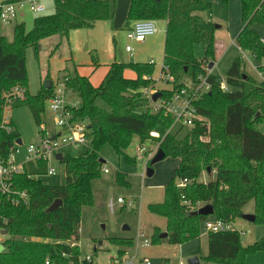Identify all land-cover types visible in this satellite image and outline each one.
<instances>
[{
	"label": "trees",
	"instance_id": "16d2710c",
	"mask_svg": "<svg viewBox=\"0 0 264 264\" xmlns=\"http://www.w3.org/2000/svg\"><path fill=\"white\" fill-rule=\"evenodd\" d=\"M115 2L54 0L55 11L35 17L31 29L26 30L20 22L14 25L10 41L0 35V117L2 93L20 85L25 88L26 97L13 107L30 105L39 119L45 100L53 94V84L45 87L43 83L36 94H29L26 50L31 47L37 54L45 37L54 34L67 37L72 29L90 28L97 21L112 20ZM211 5L212 0H131L123 25L128 30L134 20H165L161 73L172 77V86L162 89V97L168 98L172 91L187 84L194 85L200 74H207L210 83L209 91L196 103L202 120H196L182 138L169 132L153 138L165 157L178 159L172 178L164 185L162 201L147 205L149 212L166 222V237H160L159 227L153 228L151 241L155 244L166 240L179 245L198 238L201 225L209 216L193 212L206 204L213 207L214 219L230 222L240 218L243 208L252 202L254 222L264 225V134L256 129L257 124L264 122V65L257 67L262 77L255 80L245 74L243 58L237 56L226 71L225 82L230 90L220 88L221 78L208 72V65L214 64L217 54L215 23L208 16ZM240 20L242 26L235 37L237 46L261 59L264 44L252 26H264V0H240ZM198 43L204 47L201 57L194 52ZM95 62L94 68L98 66ZM128 69L135 77L125 75ZM152 73L153 63L113 61L96 86L88 76L68 74L66 90L72 98L80 100L74 116L88 121L89 142L79 154L62 156L64 176L60 184L49 185L36 177L45 172L43 161L28 163L25 171L17 175V185L27 190L29 201L26 205L4 202L0 206V214L6 218L3 228L8 232L0 264H44L45 260L69 264L70 260H77L80 251L75 242L79 239L81 209L94 204L91 182L101 174V146L109 144L124 155L133 135L143 143L152 138L150 132L169 130L174 123L172 116L163 110H150L148 98L141 90L153 87ZM97 99L107 109L98 106ZM18 138L16 128L10 133L0 129L1 150L9 151ZM203 171H213L214 177L207 182L198 181ZM184 178L188 180L186 185L177 187V181ZM117 181L127 183L122 174H118ZM56 199L61 200V205L47 212ZM107 239L119 247L118 256L134 245L131 238ZM258 250H264V236L243 247L235 229L207 232V253L200 258L207 264H243L248 252ZM194 253L199 254V249Z\"/></svg>",
	"mask_w": 264,
	"mask_h": 264
},
{
	"label": "rangeland",
	"instance_id": "374dc122",
	"mask_svg": "<svg viewBox=\"0 0 264 264\" xmlns=\"http://www.w3.org/2000/svg\"><path fill=\"white\" fill-rule=\"evenodd\" d=\"M38 1L45 6L44 11L34 13L25 5L18 11V15L11 23L7 25L0 23V35L5 36L10 41L13 36V27L16 23L22 22L25 29L29 30L32 28L35 17L49 15L55 11L54 0ZM210 12L212 22L219 25L220 28H216L214 34L217 54L213 67L208 69L209 72L225 80L227 69L234 58L240 55L243 58L245 74L250 75L255 80H260L261 74L257 67L264 63V57L259 60L256 59L250 52L239 50L235 42V37L241 24L240 0H227L226 3L223 0H212ZM154 22L157 29V34H154L158 38V44L151 51L140 49L141 42L128 40L126 38V30L123 27L114 29L112 20L97 21L90 28L72 29L68 32L67 37L54 34L43 38L39 43L37 54L31 47L26 50L27 88L29 94H36L40 85L47 79L55 81L63 74H73V63L83 68L81 72L89 70L90 82H97L98 85L104 74L105 63L114 60L148 62L150 58L154 59L152 73L154 85L153 87L147 86V89L141 90H144L147 97V95L152 93L149 88L155 90L153 91L154 93L170 87L171 83L167 84L162 81L164 77L161 73L163 50L159 44V38L164 30V22H161V20ZM252 27L264 44V26L254 24ZM126 43L132 46L134 56L130 57L124 53ZM219 44L223 47L222 49ZM194 52L197 57H201L204 53L203 45L200 43L196 44ZM92 60H98L101 63L93 72L89 66ZM96 104L107 109L106 104L101 99H97ZM148 105L150 110H152L154 105L149 98ZM11 118L14 127L20 134L21 140V144L18 147L19 151L15 154L16 163H21L24 160L29 143H39L42 127L49 133L56 130L48 99L44 102V109L40 113L39 119L35 116L31 106L27 104L12 107ZM256 129L264 134V122L257 124ZM187 130L188 127L182 125L181 121H174L169 130L161 128L157 131L160 137L169 132L176 134L178 138H182ZM153 138L146 139L141 143L139 137L133 135L130 144L124 150V155L118 154L109 144H104L100 148L99 155L103 160L102 167H106L108 172L101 171L100 176L91 182L94 204L93 206L85 205L82 207L79 239L75 242L79 246L80 255H90L94 264H105L110 258L117 257L119 247L111 244L107 239L108 237L132 238L135 245L127 250L122 259L132 256L136 250L138 232H143L144 235L142 237H146L150 242L148 245L137 248V257H148L150 264H162L164 259L168 260V264H187V259L182 253L184 247L168 243L166 240L156 244L151 241L154 226H163L165 220L149 212L147 205L162 201L164 185L172 178L178 163V159L166 156L151 166L153 174L148 176L146 174L148 163L159 149V142ZM86 146L79 145L75 147L66 145L61 148V151L64 154L77 155L84 151ZM140 147L143 148V151L139 150ZM149 153L152 154L151 157ZM54 164L57 167V172L54 175H42L39 177L41 181L49 185L60 184L64 176L60 162L57 161ZM118 174H122L127 183L118 182ZM212 176L207 171H203L198 181H209ZM119 197L124 199L125 204L116 202ZM110 201H114L112 211L109 208ZM129 202H131V206L128 205ZM252 209L253 203L249 202L243 208V212L251 213ZM208 220H213V216L209 215ZM233 224L236 230L245 231V234L240 236L243 247L260 240L264 236V225L261 223L248 222L242 218H237L233 220ZM201 235L203 237L200 239L195 238L184 244L186 245V243L190 242L188 245H195L196 250L199 249L201 255H206L207 232H205L203 224L200 228ZM3 236L5 237L6 235ZM200 264L207 263L201 260ZM243 264H264V250L248 252L244 257Z\"/></svg>",
	"mask_w": 264,
	"mask_h": 264
},
{
	"label": "built area",
	"instance_id": "2783aa9c",
	"mask_svg": "<svg viewBox=\"0 0 264 264\" xmlns=\"http://www.w3.org/2000/svg\"><path fill=\"white\" fill-rule=\"evenodd\" d=\"M25 5L29 7L34 13H40L45 10V6L38 0H17L10 2L7 0H0V23L9 24L16 18L18 11ZM156 32L155 22L149 19H142L134 21L131 28L126 30V38L136 42H144L147 37L153 35ZM125 51L132 56L134 54L132 46L127 43L124 47ZM149 63H153L151 59ZM209 72V70H208ZM162 81L167 84L171 83L172 77L170 75H163ZM68 78L67 74L57 78L53 83V94L48 99L49 109L53 114V122L56 127L52 133H49L44 127L40 130L39 143H29L26 148V155L21 163H16L15 154L19 151L21 142L17 140L13 141L10 145L9 151L3 152L0 148V206L4 202L14 206L26 205L29 201V194L27 190L20 189L17 185V175L22 174L25 171L28 163H37L43 161L46 165L45 172L38 174L36 177L42 175H54L57 172V167L54 163L60 160L56 159V154L61 152L63 146H79L87 145L88 138V121L86 119L77 118L74 116V110L79 106L80 100L78 98H72L67 90L65 82ZM172 84L168 88L171 89ZM220 88L223 91H229L230 87L225 80L220 81ZM147 89V88H142ZM152 93L155 90L149 88ZM210 83L207 81V74H200L197 77V82L194 85L187 84L180 87L177 90L172 91V94L168 98L161 96L155 101H152V111L156 112L163 110L165 114L172 116L174 121H181L182 125H186L188 128L192 127L196 120H202L203 117L197 112V101L201 96L209 91ZM144 92V90H142ZM145 93V92H144ZM151 94L147 95L151 99ZM26 97V90L20 85H15L10 89L2 93V105H1V117H0V129L6 133L12 132L15 127L11 118V110L13 104L16 101L24 100ZM150 135L154 138L159 137L156 131L150 132ZM143 151V148H139ZM151 157L152 154L149 153ZM101 171L108 172L106 167H102ZM188 180L186 178L177 181V187L182 188L186 185ZM184 198V197H183ZM117 203L125 204L124 199L117 198ZM186 203V201H184ZM131 206V202L128 203ZM109 208L112 211L114 208V201L109 202ZM6 223V218L0 214V244H3L4 236L1 234V230H4L3 225ZM205 232H218L224 230L235 229L233 221L224 222L219 219L205 220L203 222ZM238 231V230H237ZM239 235H244L245 231H238ZM143 232H138L136 240L135 253L127 259H122V256L110 258L105 264H150L148 257L137 258V248L149 244V240L146 237H142ZM74 244V243H73ZM4 245V244H3ZM135 245V242H134ZM5 249V246H4ZM4 249L2 251H4ZM68 256V255H64ZM93 263V259L90 255H79L77 260L73 259L69 261V264H89ZM44 264H51L49 260H45Z\"/></svg>",
	"mask_w": 264,
	"mask_h": 264
},
{
	"label": "water",
	"instance_id": "95a60500",
	"mask_svg": "<svg viewBox=\"0 0 264 264\" xmlns=\"http://www.w3.org/2000/svg\"><path fill=\"white\" fill-rule=\"evenodd\" d=\"M130 3L131 0H116L115 2V6H114V13H113V19H112V27L114 29H119L122 28L127 15H128V11H129V7H130ZM215 28H219V25L215 24ZM213 66V62H210L208 65V69H211ZM45 87H48L51 84L50 80H45ZM161 91H157L152 93L151 95V101L155 102L160 96H161ZM18 142H21L20 139H18ZM62 154L61 152L56 154V159L61 160L62 158ZM165 158V153L163 152L162 149H158L156 151V153L153 155V157L150 159L149 161V166L146 170V174L148 176H151L153 174V169L151 168V166L164 159ZM61 205V200L60 199H56L54 200L46 209L47 212H50L52 210L57 209L59 206ZM193 214H199V215H204V216H209L213 214V207L210 204H206L201 206L199 209H197L196 211L193 212ZM240 218L248 221V222H254L255 220V215L253 213H243L241 214ZM1 234L2 235H7L8 232L7 230H1ZM167 233L163 232L160 233V237H166ZM99 243H101V241H99ZM4 249V245L0 244V252ZM198 257L197 256H191L187 259V263L188 264H198Z\"/></svg>",
	"mask_w": 264,
	"mask_h": 264
},
{
	"label": "crops",
	"instance_id": "0c3cea01",
	"mask_svg": "<svg viewBox=\"0 0 264 264\" xmlns=\"http://www.w3.org/2000/svg\"><path fill=\"white\" fill-rule=\"evenodd\" d=\"M209 17H210V19H211V17H212V15L211 14H209L208 15ZM161 22H164V25H163V32H162V35H161V37L159 38V44L162 46V50H163V46H164V35H165V26H166V22H165V20H161ZM240 23H241V20H240ZM5 25H7V24H5ZM241 24H240V29H241ZM219 28H220V26H219ZM240 29H239V31H240ZM156 31H157V29H156ZM238 31V32H239ZM216 32V31H215ZM156 34H157V32H155ZM156 34H154L153 36H151V37H149L148 39L146 38V40L144 41V42H141L142 44H141V47H140V49H142L143 51H151V50H154V46H156L157 44H158V38L156 37ZM237 35V34H236ZM127 44V43H126ZM125 44V45H126ZM215 44H216V40H215ZM140 46V45H139ZM219 46H221V44H219ZM238 47V46H237ZM223 47L221 46V49H222ZM238 49L240 50V48L238 47ZM125 50V49H124ZM141 50V51H142ZM140 51V52H141ZM124 53H126L127 55H129L126 51H124ZM139 53V52H138ZM163 53V52H162ZM135 54H133L132 56H134ZM130 56V55H129ZM132 56H130V57H132ZM92 59H93V57H92ZM153 60V62H154V59L153 58H150L149 59V61L150 60ZM162 59H163V56H162ZM115 61V60H114ZM124 61H127V60H124ZM148 61V62H149ZM94 61L92 60V63H93ZM113 62V61H112ZM141 62H147V61H141ZM92 63L89 65L90 67H91V69H92V72L94 71V70H96V68L98 67V66H100L101 65V63H99L98 62V60H96V64H98V66L96 67V68H94L93 66H92ZM111 62H108V63H105L104 65H105V67H104V74H105V72H106V70H107V65L108 64H110ZM73 65H74V68H73V73L74 72H77L78 74H80V75H84V76H88V73H89V70H87L86 72H81V69H83L82 67H79L76 63H73ZM214 65V64H213ZM261 65H264V63H262ZM213 67V66H212ZM90 69V70H91ZM260 73V72H259ZM104 74L102 75V77H101V79L103 78V76H104ZM261 74V73H260ZM125 75L127 76V77H131V78H133V77H135V73L132 71V70H125ZM90 76V75H89ZM88 76V77H89ZM261 77H262V74H261ZM90 78V77H89ZM101 79H100V81H101ZM154 79V78H153ZM48 80V79H47ZM50 81H51V84L53 83V81L54 80H52V79H49ZM99 81V80H98ZM99 81V82H100ZM93 83V85L94 86H96L97 85V82L96 83H94V82H92ZM99 84V83H98ZM157 133H158V131H156ZM160 137V136H159ZM178 164V163H177ZM212 177L211 178H213L214 177V172L212 171V172H208ZM207 182V181H206ZM165 220V219H164ZM213 220H214V218H213ZM157 225H155L154 227H156ZM165 226H166V222L163 224V226H157V227H159V229H161V233H163V232H166L165 231ZM153 231V230H152ZM201 237H203V235H201V236H199L198 237V239H200ZM121 238H125V237H121ZM132 239V238H131ZM188 243H190V242H188ZM188 243H186V245L183 243V244H179V246L180 247H184V249L182 250V253H183V256H185L186 257V259H188L189 257H191V256H197L198 257V259H199V261H198V264H200L201 263V256H203V255H205V254H203V255H201V253H200V250H199V254H195L194 252L196 251V247H195V245H188ZM207 243V242H206ZM133 244H134V240H133ZM143 257H146V256H143ZM113 258V257H112ZM137 258H139V257H137ZM141 258V257H140ZM187 261V260H186ZM187 263V262H186ZM162 264H168V260L167 259H164L163 260V262H162ZM188 264V263H187Z\"/></svg>",
	"mask_w": 264,
	"mask_h": 264
}]
</instances>
